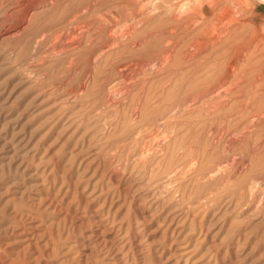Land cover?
Returning a JSON list of instances; mask_svg holds the SVG:
<instances>
[{
	"label": "rangeland",
	"instance_id": "1",
	"mask_svg": "<svg viewBox=\"0 0 264 264\" xmlns=\"http://www.w3.org/2000/svg\"><path fill=\"white\" fill-rule=\"evenodd\" d=\"M0 264H264V0H0Z\"/></svg>",
	"mask_w": 264,
	"mask_h": 264
},
{
	"label": "bare ground",
	"instance_id": "2",
	"mask_svg": "<svg viewBox=\"0 0 264 264\" xmlns=\"http://www.w3.org/2000/svg\"><path fill=\"white\" fill-rule=\"evenodd\" d=\"M263 115V114H262ZM262 117V116H261Z\"/></svg>",
	"mask_w": 264,
	"mask_h": 264
}]
</instances>
